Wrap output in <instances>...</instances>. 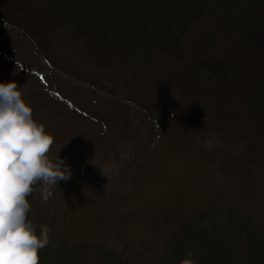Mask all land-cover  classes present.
Masks as SVG:
<instances>
[{"label": "trees", "instance_id": "obj_1", "mask_svg": "<svg viewBox=\"0 0 264 264\" xmlns=\"http://www.w3.org/2000/svg\"><path fill=\"white\" fill-rule=\"evenodd\" d=\"M5 75L90 177L33 185L39 264H264V0H0Z\"/></svg>", "mask_w": 264, "mask_h": 264}, {"label": "clouds", "instance_id": "obj_2", "mask_svg": "<svg viewBox=\"0 0 264 264\" xmlns=\"http://www.w3.org/2000/svg\"><path fill=\"white\" fill-rule=\"evenodd\" d=\"M32 112L16 81L0 80V264H39L50 228L28 218L27 197L40 181L47 201L50 189L72 176L64 158L49 155L53 135Z\"/></svg>", "mask_w": 264, "mask_h": 264}, {"label": "rangeland", "instance_id": "obj_3", "mask_svg": "<svg viewBox=\"0 0 264 264\" xmlns=\"http://www.w3.org/2000/svg\"><path fill=\"white\" fill-rule=\"evenodd\" d=\"M41 67L47 65V62L44 60V58L38 63ZM54 77L57 78V76L60 74L61 75V78L64 79V80H67L65 77V75H63L62 73H60L58 70L54 69ZM9 75H5L4 77H1L3 80H6L8 78ZM60 77V76H58ZM17 87H21L23 90L25 89V87H27V84L26 83H20V81L17 79ZM109 87H113L114 84L113 83H109L108 84ZM64 86H66V82H64ZM38 87V86H37ZM110 89V88H109ZM68 94L70 95H73L74 97L78 96L80 97V95H83V94H87L89 99H90V105H93V102L95 100H98V101H101L106 107H111L113 108L115 105L114 103L112 102V99H118V100H123V92L118 90L117 92L114 93H111V91H107V90H99L98 89V95H102V96H108L109 100H100L99 99V96H96L94 95L92 92L88 91L84 86L82 85H77V86H73L71 89H69L68 91ZM112 96V97H110ZM60 102L61 100L59 98H57ZM55 104H58L56 107L61 109V105L60 103L58 102H55ZM100 111L103 112L104 109L103 108H100ZM54 115H53V118L54 120H56L54 123L55 124H60L59 121L63 119L64 115H62L61 111H58L57 109L54 111ZM40 119V118H38ZM106 130V129H105ZM105 130L102 128V126L98 125L97 127H95L94 130H91L93 132L94 135H102L101 133H103V131L105 132ZM96 132H101L100 134L96 133ZM72 168V176L71 178H75V179H81L82 181L84 180H89L90 177H89V174H85L88 178H82L81 175H80V167H71ZM132 173H130L131 175ZM130 178V177H129ZM129 178L122 181L120 184L116 183V186H115V190H118L122 193H126V192H129L130 190H132V186L130 185L129 183ZM93 185V188L95 191H108L109 188H106L105 186H101V185H97V184H92Z\"/></svg>", "mask_w": 264, "mask_h": 264}]
</instances>
